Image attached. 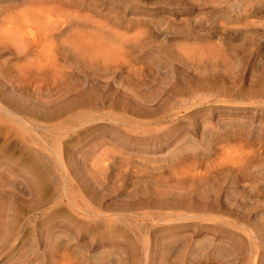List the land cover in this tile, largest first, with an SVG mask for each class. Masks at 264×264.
<instances>
[{
  "label": "rangeland",
  "instance_id": "1",
  "mask_svg": "<svg viewBox=\"0 0 264 264\" xmlns=\"http://www.w3.org/2000/svg\"><path fill=\"white\" fill-rule=\"evenodd\" d=\"M13 2L19 4L0 12V103L32 76L19 68L25 34L52 42L56 65L67 56L82 64L73 61L71 77L57 73L55 85L51 66L52 74L37 76L53 112L28 119L53 147L66 141L77 152L99 143L110 151V168L94 169L93 158L77 160V171L68 164V172L12 168V158L20 165L28 149L40 147L23 135L25 123L0 109V264H264V0ZM60 24L67 38L59 36ZM81 31L93 36L91 44ZM77 35L88 43L79 47ZM110 54L124 70L113 71ZM125 59L135 62L140 79L129 78ZM88 78L98 89L82 105L74 95L90 91ZM128 81L144 107L118 97ZM59 100L67 103L61 109ZM110 117L141 125L120 126Z\"/></svg>",
  "mask_w": 264,
  "mask_h": 264
},
{
  "label": "bare ground",
  "instance_id": "2",
  "mask_svg": "<svg viewBox=\"0 0 264 264\" xmlns=\"http://www.w3.org/2000/svg\"><path fill=\"white\" fill-rule=\"evenodd\" d=\"M6 3H5V2ZM19 1V0H18ZM2 2L3 3H5V4H2ZM9 2V3H8ZM11 2V0H0V12H1V15H2V12H4L5 10H8V9H11L12 7H14V6H16V5H18L19 3L18 2H13V3H10ZM62 4V3H61ZM60 5H58V7H59ZM61 8H62V6H60ZM60 7H59V10L61 11V9H60ZM64 9V8H63ZM62 9V10H63ZM26 11V10H25ZM42 11V10H41ZM36 12V11H35ZM32 14H34V13H32ZM42 15L44 14L45 15V20H47L48 21V19L46 18L47 16V12L44 10V12H42L41 13ZM20 15V14H19ZM26 15V14H25ZM40 15V14H39ZM49 15V14H48ZM15 16H17V14L15 15ZM31 16H33V15H31ZM19 17H21V15L19 16ZM22 18V17H21ZM28 19V18H27ZM39 19H41V18H39ZM33 20H36L37 21V19H34V17H33ZM43 20V19H42ZM72 20V19H71ZM44 21V20H43ZM59 21V20H58ZM68 21V20H67ZM93 21H95V20H93L92 19V22ZM100 21V20H99ZM40 22V21H39ZM49 22V21H48ZM52 22V23H51ZM54 21L52 20V21H50L48 24L50 25V23L53 25L54 23H53ZM63 22V20L61 19V22H59V23H62ZM64 22H66L65 20H64ZM64 22H63V24H64ZM43 23V22H42ZM68 23H69V21H68ZM48 24H47V27H48ZM62 24V25H63ZM70 24V23H69ZM79 23H77V25H78ZM81 24V23H80ZM79 24V25H80ZM51 25V26H52ZM51 26H49V27H51ZM66 26V25H65ZM64 26V27H65ZM102 26V25H101ZM60 27H61V24H60ZM59 27V28H60ZM72 27V26H71ZM103 27H104V25H103ZM51 28H53V26L51 27ZM47 29V28H46ZM70 30L72 29V28H69ZM110 29V28H109ZM50 30H52V29H50L49 28V31ZM59 30V29H58ZM62 29V27H61V31L59 30V33H60V37L62 38V36H64L65 37V34H68L67 33V29H65V30H63ZM70 30H68V32H70ZM99 30V29H98ZM112 30H113V33H112ZM21 31V30H20ZM47 31H48V29H47ZM53 31V30H52ZM73 31V30H72ZM72 31L70 32L71 34H72ZM16 32H18V31H16ZM42 32H43V30H42ZM86 32V31H85ZM118 32V31H117ZM20 33V32H19ZM45 33H46V35H47V32H45V30H44V32H43V35H42V37H45L46 35H45ZM49 33H52V32H49ZM77 33H79V31L77 32ZM87 33H89V32H87ZM86 33V34H87ZM107 33V32H106ZM111 33H112V35L113 34H116L115 33V30L114 29H111L110 30V35H111ZM17 34V33H16ZM53 34H54V31H53ZM53 34H51V35H53ZM71 34H69V37H70V35ZM75 35H76V33H74ZM74 34H72L71 35V37H70V40H71V38H72V36L74 35ZM82 31H81V35L80 36H82ZM105 34V33H104ZM103 34V35H104ZM118 34V33H117ZM27 35H30L29 37H27V38H29L28 39V41H27V44H26V41H25V39L26 38H24V36L23 37H21V38H24L23 40H24V44L23 43H21V45H19V46H21L22 47V49L20 50V51H18V55H20V53H22L23 54V58H21V56H20V58L21 59H23L22 60V63L21 64H19V68H20V70H21V73L22 74H24V76H26L27 74L28 75H32V76H36V78H37V76H38V78L39 77H43V76H46L47 74H45V73H51L52 74V72H53V83L55 82V80L54 79H56V80H58L57 79V77H60V76H62V74H65V76H66V74H69L70 75V77H71V74H73V73H71V72H73L71 69H75L76 68V66H74V62H76L77 63V61H80V59L78 60V59H76V60H73L72 62H70L71 61V58H70V60L68 59V56L67 57H64V58H66V59H64V62H63V60H60V61H62V62H58V67L56 68V62L57 61H59V59H57V57H56V54L58 55V53H56V50H55V48H54V46L52 47V46H50L51 44H52V42H51V44L50 45H48V43H46L47 45H45V43L43 42V44H41L42 42L41 41H38L37 40V37H36V34L35 33H31V34H29V33H26L25 34V36H27ZM84 36H85V38H86V35H85V33L83 34ZM91 35V33L89 34V36ZM109 35V32H108V36H110ZM54 36V35H53ZM68 36V35H67ZM78 37H79V35H77ZM105 36V38H106V36L107 35H104ZM103 36V37H104ZM50 37V36H49ZM74 37H76V36H74ZM72 38V39H75V38ZM88 37V36H87ZM91 37H93V36H91ZM91 37H88V39L86 38L85 39V41H89V38H91ZM98 37V36H97ZM96 37V38H97ZM102 37V38H103ZM112 37V36H111ZM46 38V37H45ZM53 38V37H52ZM65 38H67V37H65ZM64 38V39H65ZM83 38V37H82ZM82 38L80 39V37L78 38V40H79V43L78 44H82V43H88V42H84V40H83V42H82ZM109 38V37H108ZM41 39V38H40ZM39 39V40H40ZM91 39H93V38H91ZM91 39H90V41H91ZM101 40V38L100 37H98V40ZM23 40H22V42H23ZM69 40V39H68ZM67 40V41H68ZM90 41H89V44H91L92 43V41H91V43H90ZM21 42V41H20ZM94 42V41H93ZM95 42H97V39L95 40ZM74 43H75V41H74ZM55 44V43H54ZM81 44L79 45V47L81 46ZM56 45V44H55ZM73 45H75V46H77V43L76 44H73ZM74 46V47H75ZM58 47V46H57ZM78 48V47H77ZM84 48H85V51H86V46H82L80 49H82V50H84ZM79 49V50H80ZM17 50H18V48H17ZM58 50V49H57ZM37 53H36V52ZM81 51V50H80ZM88 51V50H87ZM96 51V50H95ZM100 51V50H99ZM33 52H35V53H33ZM89 52V51H88ZM33 53V54H32ZM56 53V54H55ZM75 53V55H77L78 56V54H76V53H78V52H74ZM90 53H92V55H93V52H90ZM97 53H98V55H99V52L97 51ZM96 53V54H97ZM109 53H110V51H109ZM117 53V52H116ZM31 54H32V56H34V57H32V59H33V61H32V59L31 60H28V58L30 59V57L29 56H31ZM43 54V55H42ZM65 54V53H64ZM64 54H62L63 56H64ZM94 54H95V52H94ZM112 55H114V52L112 53ZM119 55V54H118ZM118 55H116V56H118ZM66 56V55H65ZM80 56V55H79ZM115 56V55H114ZM114 56H112L113 57V59H114ZM121 56V55H120ZM120 56H118V57H120ZM43 57V58H42ZM55 57H56V62H55ZM76 57V56H75ZM110 58H109V60H111L110 62L112 63V68L114 69L113 71L115 72L116 70H119V71H122V70H124L123 68V64L122 63H120L119 62V59H118V62L119 63H117L115 60H113L112 58H111V54H110V56H109ZM118 57H116L115 59H117ZM61 58V57H60ZM77 58V57H76ZM122 58H124V57H120V59L122 60ZM19 59V58H18ZM89 59V58H88ZM84 60V59H83ZM82 60V61H83ZM85 60H86V58H85ZM91 60H92V58H91ZM113 60V61H112ZM129 60V59H128ZM18 61H20V60H18ZM18 61H16V62H18ZM127 62V59H125V60H123L122 62ZM136 61V60H135ZM114 62H116V65H115V63ZM125 62V63H126ZM54 63H55V65L56 66H54ZM75 63V64H76ZM80 63L82 64V62L80 61ZM83 63H84V61H83ZM113 63H114V66L115 67H113ZM124 63V64H125ZM127 64V68H128V70H127V73H128V75H129V78H133V77H139V79L141 78L140 76H142V75H140L139 74V72L140 71H138V69L136 68V65H135V62H133V61H129V63H126ZM49 66H51V70H52V72L50 71V70H48L49 68ZM79 67V66H78ZM137 70H136V69ZM68 69H70V71L68 70ZM18 70V69H17ZM112 71V72H113ZM16 72V71H15ZM19 73H20V71H18ZM17 72V73H18ZM59 74L58 76L56 75V74ZM119 73H121V72H119ZM22 74H19L18 76L19 77H21L20 75H22ZM24 76L23 77H21V79L22 78H24ZM32 76H29V77H25V79L26 78H29V79H26L27 81H28V83H26V84H23L22 85V82H21V80H20V83H21V85H17V86H19L18 88H14L13 90H12V92H11V94H8V96H7V98H6V101L2 104V103H0V109H1V111L3 110V112H5L6 113V115H9V116H11V117H13L15 120H17L18 122H23V123H25L24 124V134L23 135H26L25 134V132L27 131V133L29 132V134L28 135H30V138L33 140V142L35 143V144H37L38 145V147H40V148H32V149H28V147H29V145L27 144V142H25V146H26V148L28 149V150H30V151H27V156L25 155V158L23 159V161H22V163L19 165L17 162H15V160H14V158H12V160H11V165H13L12 166V168H16V166H20V170H22V171H24L25 169H27L26 171H53V170H55L56 168H58L57 170L58 171H66V169H67V164L69 165V167L71 166V167H75V170H76V162H77V160H78V163H80V162H85V160H86V158H89V159H92L93 158V162H92V160H91V162H92V166H93V168L94 169H96V170H103L102 172L104 173V172H106V173H108V169L110 168L109 166H108V161H106V156L105 155H109V152H108V150L105 148L104 150L102 149V147H100V149L101 150H99L98 148H96L95 146H97V145H100L99 143L97 144V145H94L93 144V146H90V147H88L87 149H85V150H83V151H80V149H79V151H73L72 149H74V148H72L71 146H70V144H68L66 141H63V146L62 145H60V146H58L57 148L56 147H53L52 146V144L54 143L53 141L54 140H52V142H51V144L48 142V141H46V137H45V135L41 132V130H40V128H41V126L39 125V126H37V124H35V122H31L28 118H30V117H32V116H34V117H48V115L50 114V113H52L53 111L52 110H50L49 109V107L52 105V102L51 101H47L48 100V98H49V92L47 93V97H46V99H45V101H43L44 99H42L41 97H42V94H43V92L41 91L42 89H41V84L38 86V80L39 81H41V79H38L37 78V80H35L36 81V84H35V81H34V85H37V86H35L34 87V85H33V87H34V89H36L35 91H33L32 93H33V95L31 94V93H29L30 95H28V96H24V93H26V92H28L29 91V87L31 88V84H30V86L28 85L29 84V81L31 82V77ZM55 76H56V78H55ZM69 76H67L66 78H68ZM48 78V77H47ZM64 78V77H63ZM24 79V80H25ZM33 79H34V77H33ZM51 79V78H50ZM24 80H22L24 83L26 82V80L24 81ZM48 80V79H47ZM90 83H91V87H90V91L88 90L87 91V89H85V90H81V91H78L77 93H75V95H74V97H75V99L80 103V104H82V105H86V104H88L87 102L88 101H85L82 97L83 96H85V95H93L92 97H93V99H94V97L96 96V94L93 92V91H96L98 88V86H97V84H95V82H94V79H87ZM18 81V80H17ZM43 81V80H42ZM46 81V80H45ZM51 81V80H50ZM32 83V82H31ZM40 83V82H39ZM53 83L52 84H50L49 86H51V85H53ZM55 83H57V82H55ZM55 83H54V85H55ZM128 83V84H127ZM127 83H125V85L127 84V87L125 86V88L123 87L122 88V90H119V92H118V97L120 98V99H125L126 101H128V102H133V103H135L136 105H138V106H140V107H144L145 106V104H146V100H144V99H142L138 94H137V90H138V86L137 85H135V84H129L130 83V81H128ZM46 84V83H45ZM44 84V85H45ZM58 85V84H57ZM131 85H132V87H131ZM29 86V87H28ZM48 86V87H49ZM122 86H124V83H123V85ZM16 87V86H15ZM45 88V87H44ZM44 88H43V90H44ZM51 88V87H50ZM96 89V90H95ZM46 90V92H47V88L45 89ZM65 90H66V88H65ZM3 92H5V91H3ZM46 92H44V96H45V93ZM97 92V91H96ZM2 93V92H1ZM10 93V92H9ZM100 94V93H99ZM69 98H70V96H69ZM68 98V102L67 103H69V102H71L72 101V98H70L69 99ZM98 98V97H97ZM58 99H60V98H58ZM91 100H92V98H91ZM103 99H102V95H101V97H100V99H98L96 102H94V101H92L90 104H92V106H99L102 102ZM67 103H63L62 102V104L60 103V100L58 101V108L60 107V109L63 107V104H67ZM98 108V107H97ZM4 114V113H3ZM26 115H27V117H26ZM4 115H2V117H3ZM5 117V116H4ZM4 119V118H3ZM5 119H7L6 117H5ZM110 119H111V121L113 122V123H116L117 125H129L128 123H130L129 121H120V119H117V118H113V117H110ZM11 120V119H10ZM33 121V120H32ZM161 121V120H160ZM17 122V123H18ZM39 122V121H38ZM122 122H124V123H122ZM126 122V123H125ZM128 122V123H127ZM18 124H20V123H18ZM131 124V123H130ZM139 124V123H138ZM144 124V123H143ZM155 124H156V122H155ZM132 125V124H131ZM141 125V124H140ZM139 125V126H140ZM130 126V125H129ZM139 126H136V125H132L131 126V128L132 129H135V128H137V127H139ZM38 127H39V129H38ZM51 130V129H50ZM144 131H146V132H148L149 130H148V128H144L143 129ZM32 131H34L35 133H32ZM56 131V130H55ZM21 132V131H20ZM46 132V131H45ZM48 132V131H47ZM150 132V131H149ZM50 133H51V131H50ZM152 133V135L154 134L153 132H151ZM150 133V134H151ZM52 135H54V134H52ZM55 135H56V132H55ZM54 135V136H55ZM63 135V134H62ZM151 135V136H152ZM51 136V135H50ZM57 136H59V135H57ZM20 138V137H19ZM25 138H27V135L25 136ZM48 138V137H47ZM144 138L145 139H148V138H150V135H148V134H146L145 136H144ZM29 139V138H28ZM49 139V138H48ZM54 139V138H53ZM20 140V139H19ZM23 139H21V142H23L22 141ZM30 140V139H29ZM50 140V139H49ZM58 140H59V138H58ZM115 140H117V137H115L114 138V140L113 141H115ZM18 141V140H17ZM88 142V141H87ZM12 143H14V142H11V144ZM20 144V143H19ZM32 143H30V145H31ZM104 144V143H103ZM115 145H116V142L114 143ZM34 145V144H33ZM36 145V146H37ZM114 145V146H115ZM28 146V147H27ZM32 146V145H31ZM16 148V147H15ZM104 148V147H103ZM109 148V147H108ZM22 149V148H21ZM45 150H49L48 151V154L46 153V152H44ZM100 151V152H99ZM62 152H64V154H65V157L62 155ZM111 154H112V152H111ZM231 153H228V155H230ZM240 155V154H239ZM239 155H238V157H239ZM110 156V155H109ZM109 156H107V157H109ZM241 156V155H240ZM121 158H123V157H121ZM120 158V159H121ZM233 158H237V157H233ZM108 159V158H107ZM116 159V158H115ZM125 159V157L123 158V160ZM148 159V158H147ZM241 159V158H240ZM242 160V159H241ZM125 161V160H124ZM123 161V162H124ZM86 163V162H85ZM116 164V163H115ZM91 166V167H92ZM111 166V165H110ZM122 166V165H121ZM106 170V171H105ZM56 171V170H55ZM69 170L67 169V172H68ZM77 171V170H76ZM66 172V173H67ZM99 172H101V171H99ZM117 172H120V171H117ZM124 169H123V171L121 172V175H122V177L120 176V175H118V173H117V177L119 178V177H121V178H123V176L126 174V172H125V174H124ZM137 172V171H136ZM135 172V173H136ZM139 172V171H138ZM141 173H142V171H140ZM144 172V171H143ZM180 172V174H181V177H182V174H184V171H182V173H181V171H179ZM187 172H189V171H187ZM190 172H192V171H190ZM197 172V171H196ZM195 172V173H196ZM199 172V171H198ZM197 172V173H198ZM210 172V171H209ZM102 173V174H103ZM106 173H105V175H106ZM111 173V172H110ZM109 173V174H110ZM113 173V172H112ZM111 173V174H112ZM178 173V172H177ZM197 173H196V175H197ZM200 173V172H199ZM199 173H198V175H199ZM139 174V173H138ZM201 174V173H200ZM104 175V174H103ZM116 175V174H115ZM137 175V174H136ZM175 175H176V173H175ZM175 175H174V173H173V175H170L171 176V178L173 179V176L175 177ZM170 176H167L166 178L164 177V179L162 180V182H163V184L162 185H164V184H166L167 186H168V183H167V181L165 182L164 180L165 179H168V177H170ZM102 177L103 176H101V179H102ZM116 177V178H117ZM104 178V177H103ZM163 178V177H162ZM171 178H169V183L171 182V181H173L174 182V180H172ZM178 178V177H177ZM176 178V180H178ZM183 178V177H182ZM182 178H181V180H182ZM67 179V178H66ZM105 179V178H104ZM179 179H180V177H179ZM119 180H120V178H119ZM158 180V179H157ZM171 180V181H170ZM175 180V181H176ZM40 181L41 180H39V181H36L34 184H33V186L35 187V190H36V193L37 192H40V191H42V187H41V183H40ZM66 181V180H65ZM65 181H63V182H65ZM153 182H154V180H153ZM157 182V181H156ZM156 182H154L155 183V185L156 186H160V185H157L156 184ZM177 182V181H176ZM180 182V180L177 182V183H175L174 185H178V184H180L179 183ZM68 183L69 182H67L66 181V184H65V186L64 187H67L68 188ZM154 183H152L153 185H154ZM256 184H257V180H256ZM145 185V184H144ZM161 185V186H162ZM170 186H174L173 184L171 185V184H169ZM248 185V184H247ZM250 185V184H249ZM155 186V187H156ZM179 186H181V184L179 185ZM251 186H252V183H251ZM256 186V185H255ZM174 187H177V186H174ZM256 188V187H255ZM66 189V188H65ZM64 192V191H63ZM65 193V192H64ZM66 194V196L68 197V201H69V203H70V205H74V206H76V203H74L75 202V197H73V196H70V195H68L67 193H65ZM78 206V205H77ZM84 211V210H83ZM85 212H87V211H85ZM88 213V212H87ZM95 213V212H94ZM98 213V215H100L101 216V214H103V213H105V212H103V211H98L97 212ZM89 214L90 215H92L93 214V211L91 210L90 212H89ZM116 264V263H115Z\"/></svg>",
  "mask_w": 264,
  "mask_h": 264
}]
</instances>
